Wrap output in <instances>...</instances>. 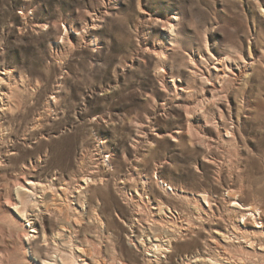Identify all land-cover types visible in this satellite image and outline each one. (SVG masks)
<instances>
[{
	"label": "rangeland",
	"instance_id": "374dc122",
	"mask_svg": "<svg viewBox=\"0 0 264 264\" xmlns=\"http://www.w3.org/2000/svg\"><path fill=\"white\" fill-rule=\"evenodd\" d=\"M224 58L233 71L222 84L213 66ZM4 70L13 72L9 83L21 103L0 118V264H42L51 253L39 238L29 246L23 237L40 234L9 203L18 183L53 185L44 205L63 217L67 209L58 208L81 205L74 201L81 179L97 180L72 228L84 249L101 246L103 256L123 264L210 259L220 228L196 219L189 207L195 195L214 200L223 227L234 201L264 211V0H0ZM185 109L202 112L190 127ZM200 127L209 149L190 142L189 132ZM159 180L175 191L164 196ZM136 183L152 202H166L195 226L160 262L131 243ZM229 190L238 192L235 200ZM151 208L140 211L148 224ZM230 244L237 247L219 254L264 264V250L252 254L238 241Z\"/></svg>",
	"mask_w": 264,
	"mask_h": 264
},
{
	"label": "bare ground",
	"instance_id": "6f19581e",
	"mask_svg": "<svg viewBox=\"0 0 264 264\" xmlns=\"http://www.w3.org/2000/svg\"><path fill=\"white\" fill-rule=\"evenodd\" d=\"M176 20L177 18H173V24H168L167 27V31L169 33L168 38L171 41L173 40L172 36L175 32ZM99 25L100 21L99 23L98 21H95L93 29H96ZM229 61L230 58L220 59L217 60V63H215L213 66L214 72L216 73V78L220 83L225 80L228 72L233 71L231 65H228ZM12 74L13 72L10 70H4L2 73H0V118L2 119L4 118L2 116H5L7 113H15V108L18 109L21 103L16 101L17 99L14 101V95L12 92L13 88H11L9 83L11 81ZM209 80L210 79L207 78V81ZM176 90L178 91L177 88ZM181 90L185 91L183 88H181ZM209 93L211 94L210 100L217 101L218 97L215 96L214 92ZM199 109H185L187 124L189 127L191 126L193 120L198 119V117L202 115V112ZM222 118L223 117H221L222 125L226 127L224 118ZM3 127L4 123L0 122V129H3ZM199 130L203 131L205 129L202 127L197 128L194 133H192V131H187L190 135V142L195 146H200L201 148H211V144L208 143L204 137H200V133H198ZM226 132H228L227 134H232L231 136L234 138V132H230L228 129ZM180 134L181 133L177 134V136H172V138L174 140H178L180 139ZM96 181L97 180H92L90 177H83L81 179V184H79L78 188L80 190L75 188L77 189L75 190V193L78 195H75L74 197L76 198L74 201L81 202V205L77 204L76 206L75 204L74 207L70 208V205L62 204L65 206L58 209H60V211L67 209V214L64 213L65 215L63 217H61L62 215L59 214L57 210L50 209L44 205L45 197H47L46 194L48 193V190H52L53 185H46L41 182L33 181L26 183V185L21 183L16 185L18 186L17 199H10L9 203L15 207L19 217L22 220L28 222V225L30 228H32V231L35 234H40V236H30V234L26 233L23 237H28L27 240H29V246L31 245L32 241L39 238L40 242L43 244L41 245L44 246L48 252L51 251L49 255H46L44 258L45 260L43 259V261H41L42 264H123L118 260L117 256H110L109 258L103 256L104 250L101 246L92 244V246L89 248L84 249L82 247V241L80 240V237H78V231L75 228H72V225L78 226L80 224H78L80 219L78 216L85 214L86 211L85 193L90 190L92 185L96 184ZM143 184L146 183L143 181ZM158 184L159 186L161 185L160 190L164 196L169 192L175 191V189H173V187L169 183L167 184L165 181L159 180ZM144 186L145 185L142 186L143 188H141L140 193L138 190L139 184L136 183L134 187L137 191V196L135 197L134 195L129 198L135 209L138 210V212H136L138 215L132 222L133 226L136 228V232H133L132 234L134 239H131V243L137 246V248L146 251V257L148 259L150 257H156L158 259L157 262H160L159 259L168 258L169 253H172L177 248L176 243L178 239L190 236L194 233L195 226L193 227V223L187 220V218L185 219L187 224H184L185 221L181 220L182 218H179L175 215L180 213L175 212V210H173V208H171L166 202L162 200H159L158 202H152L150 199L151 196L149 198L145 196L147 191ZM237 194L238 192L233 190H229L228 192V196L234 200L238 197ZM63 195L67 197V193ZM57 196L60 200L63 199L61 195ZM64 199L66 200V198ZM146 200L148 201L145 204ZM202 200L205 201V203L202 202ZM148 203L150 206H152L151 215H153L154 218L153 224L144 222V219L142 216H140V211L142 212L143 209H146ZM231 205H233L232 208L229 204V207L226 210L227 216H224L228 220V225L225 224L226 227H223L220 224L221 220L223 219L218 217L214 211V206H216L214 200L210 196H207L206 193L195 195L194 203L189 207L192 208V212L194 213L193 215L197 216L196 219H198V221L200 220L201 222H204L205 224L206 222H210L209 224L213 223L214 226L216 225L220 228L214 231L215 236L210 240L211 245L209 248L212 252L211 255L208 256L210 259H207L204 255L197 256V260H195L196 264L197 261L201 262L202 264H243V260L228 258L224 252L223 254H219L220 251H224L229 247H237L236 245L230 244L232 241H238L239 249H245L252 254H258L260 253V250H264V211H261V208L258 206H245L235 201L234 204ZM234 206H237V208ZM69 209H73V215L68 213ZM97 217L98 215L93 213V221L97 223L102 230H104V224L101 223V221H98ZM56 220L61 221L59 228H54L52 225V222ZM181 222L183 224H181ZM223 222L225 223L224 220ZM233 238L234 240H232ZM135 241L137 242L136 244L134 243ZM242 243L245 244V246ZM0 255H2L1 247ZM248 263L254 264L253 261Z\"/></svg>",
	"mask_w": 264,
	"mask_h": 264
}]
</instances>
